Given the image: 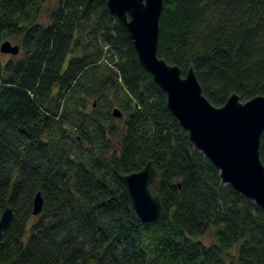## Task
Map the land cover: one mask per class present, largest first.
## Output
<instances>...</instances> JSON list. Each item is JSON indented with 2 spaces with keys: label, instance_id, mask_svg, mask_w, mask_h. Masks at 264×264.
Here are the masks:
<instances>
[{
  "label": "trees",
  "instance_id": "obj_1",
  "mask_svg": "<svg viewBox=\"0 0 264 264\" xmlns=\"http://www.w3.org/2000/svg\"><path fill=\"white\" fill-rule=\"evenodd\" d=\"M48 1L0 0V44L20 46L0 53V264H264V211L191 145L124 24L58 0L42 25ZM157 55L216 108L264 96V0H163ZM147 162L161 214L142 223L122 179Z\"/></svg>",
  "mask_w": 264,
  "mask_h": 264
},
{
  "label": "water",
  "instance_id": "obj_2",
  "mask_svg": "<svg viewBox=\"0 0 264 264\" xmlns=\"http://www.w3.org/2000/svg\"><path fill=\"white\" fill-rule=\"evenodd\" d=\"M95 0H88L89 3ZM110 15L124 24L139 64L152 76L166 95L167 107L179 126L188 133L191 145L218 170L223 185L251 200L264 211V167L259 158L260 137L264 131V96L241 103L231 95L222 107L212 106L190 68L184 77L177 66L157 55L159 20L163 0H102ZM20 46L10 41L0 44V53L16 56ZM114 118H121L118 109ZM157 172L152 162L136 173L123 177L134 212L142 223L155 222L161 214L159 197L150 187ZM41 195L33 201V216L40 214ZM14 218L11 208L0 217V245Z\"/></svg>",
  "mask_w": 264,
  "mask_h": 264
},
{
  "label": "rangeland",
  "instance_id": "obj_3",
  "mask_svg": "<svg viewBox=\"0 0 264 264\" xmlns=\"http://www.w3.org/2000/svg\"><path fill=\"white\" fill-rule=\"evenodd\" d=\"M58 0H49L43 7L42 13H41V17L39 20V23L42 25H47V21H48V14L50 11L54 10L57 6ZM12 45H19V43H17L16 41H10ZM20 53V51H19ZM19 55V54H18ZM17 55V56H18ZM17 56H9V55H4V61L16 58ZM202 243H204L205 245H208L209 243H211L213 241L212 238V234L210 233L209 235H207L206 237H204L202 240Z\"/></svg>",
  "mask_w": 264,
  "mask_h": 264
}]
</instances>
